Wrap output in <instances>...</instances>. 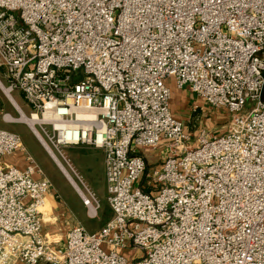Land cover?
<instances>
[{"label":"built area","instance_id":"2783aa9c","mask_svg":"<svg viewBox=\"0 0 264 264\" xmlns=\"http://www.w3.org/2000/svg\"><path fill=\"white\" fill-rule=\"evenodd\" d=\"M0 68L19 116L53 126L50 151H103L113 213L63 242L46 233L54 186L0 128V264H264V0H0ZM171 82L227 111V130L194 139ZM158 150L150 169L141 152ZM16 154L24 167L5 162ZM75 175L94 219L101 205Z\"/></svg>","mask_w":264,"mask_h":264},{"label":"rangeland","instance_id":"374dc122","mask_svg":"<svg viewBox=\"0 0 264 264\" xmlns=\"http://www.w3.org/2000/svg\"><path fill=\"white\" fill-rule=\"evenodd\" d=\"M16 17H19V15L16 14ZM0 81L5 87L9 85V80L6 79L4 70L1 68ZM175 89L176 88L174 87L172 109L175 112V115L183 121L194 139H197L203 131H207L215 136L220 135L227 130L230 122V115L227 111L214 109L208 106L202 99L195 94H192L188 89ZM13 97L24 113L30 117L32 109L25 100L24 95L20 91H16L13 93ZM252 107L253 105L249 104L248 108L250 109ZM4 114H10L14 119H17L16 121L21 118L13 106L7 101L3 91L0 90V128L14 132L21 137L27 151L34 157L38 165L50 179L55 192L57 193L56 197L58 198L55 197V199H53L52 197H49L53 199L55 204H53L51 212L45 217L46 233H49L50 236H54L56 239L62 240L63 242L66 239L67 232L73 226L80 224L90 232L98 231L104 227L113 217L112 211L107 202L108 195L105 193V188L101 182L96 181V184L94 185L96 192L86 183L84 177L85 174L90 179L95 180L99 178L100 168L98 162L99 156L103 151L96 149L92 150L91 147L85 145L73 148H60L64 158L69 162L74 172L85 181V184L95 193L101 205L98 211V216L91 219L88 217V210L83 203H81L82 201L75 189L70 185L65 175L62 174L55 162L46 153L38 139L33 135L31 129L27 125L21 123H4ZM39 119L40 121L37 122L39 125H37L36 128L44 139L49 142L46 134L49 136L52 135L53 126L48 124L41 116ZM55 152L67 171L73 177L74 181L79 187H81L75 173L70 169L64 158H62L56 150ZM146 155L148 157L151 156L150 152H146ZM160 163L161 161L158 159L157 164ZM82 208L85 214L87 213V216L84 215L81 218L78 216L77 212L81 213ZM63 213H65V215L62 216Z\"/></svg>","mask_w":264,"mask_h":264},{"label":"crops","instance_id":"0c3cea01","mask_svg":"<svg viewBox=\"0 0 264 264\" xmlns=\"http://www.w3.org/2000/svg\"><path fill=\"white\" fill-rule=\"evenodd\" d=\"M171 87H172V90L174 91V83L171 82ZM176 90V89H175ZM176 93V92H175ZM174 93V95H175ZM183 95V94H181ZM176 96V95H175ZM180 96V95H179ZM178 96V97H179ZM173 99V98H172ZM171 110L173 112V114H175V112L173 111L172 109V102H171ZM176 116V115H175ZM177 117V116H176ZM178 118V117H177ZM180 119V118H178ZM93 150V148H92ZM146 152H150V157H148L146 155ZM145 158H146V161H147V164H148V167H150V169H154V168H157L161 165L162 163V159H163V156H164V152L158 150V151H142L141 152ZM158 159L161 161L160 164H157L158 162ZM6 163L8 164H15L19 167H24L25 164H24V160L22 158L21 155L19 154H16L14 156H11L9 157L8 159L5 160ZM98 165H99V168H100V172H99V178L98 179H90L87 175L84 174V177H85V181L86 183L93 189L96 191V189H94V185L96 184V181L97 182H101V184L103 185V187L105 188V193H107L106 191V174H105V162H104V154L101 153V155L99 156V162H98ZM97 192V191H96ZM82 203V202H81ZM53 204L54 201L53 199L51 198H48V205H47V208H48V213L49 214L52 210V207H53ZM62 211V209H61ZM64 212V210H63ZM77 212V211H76ZM78 213V216L82 218V216H87V213L85 214L83 208L81 210V213L77 212ZM65 215V213L62 214V216ZM112 216H113V213H112ZM113 219V217H112ZM111 219V220H112ZM125 256H127L131 261H135L137 259H139L141 257V253L136 251L135 249H133L132 247H129L125 250H122L121 251Z\"/></svg>","mask_w":264,"mask_h":264},{"label":"bare ground","instance_id":"6f19581e","mask_svg":"<svg viewBox=\"0 0 264 264\" xmlns=\"http://www.w3.org/2000/svg\"><path fill=\"white\" fill-rule=\"evenodd\" d=\"M39 121H40L39 117H37L36 115H34L33 117H30V119L27 118V117H22L21 116V118L18 121H16V122L17 123H21V124H25V125H27L31 129L33 135L43 145V147L47 150V152L49 154H51V157L53 158L52 160L55 161V163L58 166L59 170L62 172V174L65 175V177L68 180V182L70 183V185L73 186V188H76L77 187L76 186L77 185L76 182L74 181V179L70 175V173L67 171V169L65 168V166L62 164V162L60 161V159L58 158V156L47 148L44 137L41 135V133L36 128V126L39 125V123H37ZM47 205H48V198H47L46 203H45V205L43 207V211L46 212V213H48Z\"/></svg>","mask_w":264,"mask_h":264},{"label":"trees","instance_id":"16d2710c","mask_svg":"<svg viewBox=\"0 0 264 264\" xmlns=\"http://www.w3.org/2000/svg\"><path fill=\"white\" fill-rule=\"evenodd\" d=\"M263 98H264V95H263Z\"/></svg>","mask_w":264,"mask_h":264}]
</instances>
